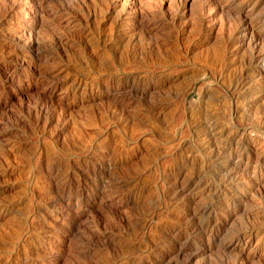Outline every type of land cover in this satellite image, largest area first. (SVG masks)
Listing matches in <instances>:
<instances>
[{"label":"rangeland","instance_id":"rangeland-1","mask_svg":"<svg viewBox=\"0 0 264 264\" xmlns=\"http://www.w3.org/2000/svg\"><path fill=\"white\" fill-rule=\"evenodd\" d=\"M0 264H264V0H0Z\"/></svg>","mask_w":264,"mask_h":264},{"label":"bare ground","instance_id":"bare-ground-1","mask_svg":"<svg viewBox=\"0 0 264 264\" xmlns=\"http://www.w3.org/2000/svg\"><path fill=\"white\" fill-rule=\"evenodd\" d=\"M155 16V15H154ZM124 34V33H123ZM39 42V41H38ZM56 46V45H55ZM42 74V73H41ZM13 75V74H12ZM43 75V74H42Z\"/></svg>","mask_w":264,"mask_h":264}]
</instances>
